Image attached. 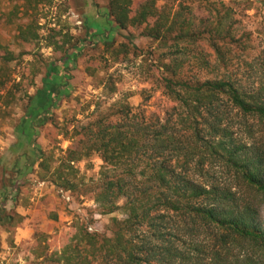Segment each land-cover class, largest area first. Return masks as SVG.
Segmentation results:
<instances>
[{
    "label": "trees",
    "instance_id": "16d2710c",
    "mask_svg": "<svg viewBox=\"0 0 264 264\" xmlns=\"http://www.w3.org/2000/svg\"><path fill=\"white\" fill-rule=\"evenodd\" d=\"M22 1L27 8L30 3L46 2ZM134 1L109 0V15L131 37L135 28L144 26L143 35L173 49L169 62L161 66L162 85L178 105L166 110L164 117L156 114L155 123L135 120L127 104L125 115L116 123L98 120L77 125L71 146L57 158L32 139L35 161L31 165L38 162L41 180L94 200L102 214H123L111 217L110 234L91 232L85 223L74 222L51 243V252L34 250V260L42 258L49 264H264V218L259 209L209 174L210 164L222 162L264 194V156L234 135L230 121L231 109H237L264 125V85L254 89L230 69L236 50L246 49L243 37L235 34L232 9L222 1L199 0L208 16L198 18L182 1L176 8L159 5L158 0H142L134 7ZM34 38L38 33L32 24L18 27L16 40L28 43ZM201 43L211 48L214 61L200 49ZM73 53L66 51L48 65L42 86L29 95L27 120L36 125L46 122L61 92L56 75ZM190 57L208 76H184ZM15 59L12 45L0 40V73L7 76L0 79V103L5 105L16 98L5 90ZM14 86L16 91L24 89L22 82ZM95 153L103 163L98 178H87L78 163ZM23 218L1 202V227L15 229Z\"/></svg>",
    "mask_w": 264,
    "mask_h": 264
},
{
    "label": "rangeland",
    "instance_id": "374dc122",
    "mask_svg": "<svg viewBox=\"0 0 264 264\" xmlns=\"http://www.w3.org/2000/svg\"><path fill=\"white\" fill-rule=\"evenodd\" d=\"M140 1L135 0L134 7ZM180 1L188 4L198 18L208 16L199 0H158V4L176 8ZM217 1L232 9L235 34L243 37L246 45L245 50H236L230 69L245 84L258 89L264 85V0ZM108 4L109 0H46L39 5L30 3L27 8L22 0H0V40L11 44L16 55L5 89L16 98L9 105L0 103V201L9 211L24 217L15 229L0 226V264H49L42 258L34 260L33 252L42 253L46 248L51 252V243L66 227L83 222L91 232L110 234L111 217H123L121 211L102 214L94 200L41 180L38 162L31 165L35 161L32 139L57 158L71 146L77 125L98 120L116 123L125 115L127 104L135 120L155 123L156 114L164 117L166 110L178 105L162 85L161 66L169 62L173 49L143 35L144 26L135 28L132 37L119 29L109 15ZM28 24L36 28L38 38L28 43L16 40L18 27ZM73 45L77 48L72 49ZM200 49L214 61L211 48L201 43ZM66 51L75 53L66 67L61 64L56 75L61 92L46 122L36 125L27 120L29 95L42 86L48 65ZM183 74L208 76L194 57L186 62ZM6 77L0 73L1 80ZM19 82L24 89L16 91L14 85ZM230 121L234 135L264 156V125L257 118L242 116L237 109H231ZM102 163L95 153L81 160L78 168L85 177L96 179ZM210 165L213 180L251 201L264 218V194L226 164ZM196 178L204 182L202 176Z\"/></svg>",
    "mask_w": 264,
    "mask_h": 264
},
{
    "label": "built area",
    "instance_id": "2783aa9c",
    "mask_svg": "<svg viewBox=\"0 0 264 264\" xmlns=\"http://www.w3.org/2000/svg\"><path fill=\"white\" fill-rule=\"evenodd\" d=\"M90 228L92 229V227H90ZM91 229H90V230H91Z\"/></svg>",
    "mask_w": 264,
    "mask_h": 264
}]
</instances>
